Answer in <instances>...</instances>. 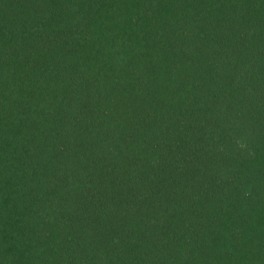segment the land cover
Segmentation results:
<instances>
[{
    "label": "trees",
    "instance_id": "trees-1",
    "mask_svg": "<svg viewBox=\"0 0 264 264\" xmlns=\"http://www.w3.org/2000/svg\"><path fill=\"white\" fill-rule=\"evenodd\" d=\"M263 180L264 0H0V264H264Z\"/></svg>",
    "mask_w": 264,
    "mask_h": 264
},
{
    "label": "rangeland",
    "instance_id": "rangeland-1",
    "mask_svg": "<svg viewBox=\"0 0 264 264\" xmlns=\"http://www.w3.org/2000/svg\"><path fill=\"white\" fill-rule=\"evenodd\" d=\"M261 183H262V181H261ZM263 184H264V180H263ZM262 205H264V203H262Z\"/></svg>",
    "mask_w": 264,
    "mask_h": 264
}]
</instances>
